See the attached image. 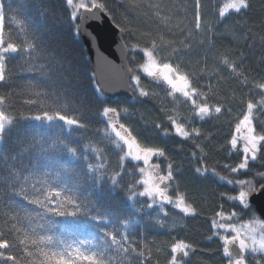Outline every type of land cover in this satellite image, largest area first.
Segmentation results:
<instances>
[{
  "label": "snow or ice",
  "instance_id": "snow-or-ice-1",
  "mask_svg": "<svg viewBox=\"0 0 264 264\" xmlns=\"http://www.w3.org/2000/svg\"><path fill=\"white\" fill-rule=\"evenodd\" d=\"M126 2L132 11L158 22L155 33L139 32V40L146 46L142 47L139 42L129 46L127 41L119 45L125 54L124 59L128 58L129 52L133 53L130 63L136 61L137 52L142 53L144 58L143 63L125 69L132 82L129 87L134 85L133 91L138 97L157 95L142 86L141 76L136 74L137 71L167 85L170 89L167 95L172 97L173 107L170 110L167 105H162L161 111L165 113L169 127L156 123L155 128L162 130L164 136L174 134L182 140L193 142L200 154V166L194 169L196 174L203 176L211 171L219 180L238 189L232 195L220 193L222 198L233 203V210L226 213L223 205H220V210L212 218L213 235L222 242V255L226 264H264V219L254 212L248 220L241 218V212L251 210L252 198L258 193L264 194V183H260L264 181V171H255L251 179H229L220 175L214 166L208 168L204 164L207 153L202 143L197 141L203 138V142H208L211 133L205 136L200 128L192 127L194 119L206 121L218 118L225 112L231 117L233 103L239 104L243 107V112L235 125V131H245L240 137L243 141V148L240 150L242 156L235 166L227 163L222 166L229 173L237 174L241 170L248 171L250 161L264 160V76H254L245 69V57L237 49L225 48L209 56L215 43L216 26L205 21L202 0H194L191 8L187 4L166 3L165 0ZM65 3L71 9L68 19L73 35L88 36L90 44L98 41V37L89 31L92 23L105 15L113 21L116 19L106 0H65ZM249 7L248 0H232L230 4L220 8L219 16L223 17L228 9L239 13ZM189 11L194 17V27H189L184 22L183 17ZM181 14L183 17L173 24V19ZM5 19V6L0 3V264H150L153 249L144 242L133 239L127 231L136 221L133 218L117 217L114 222L100 213L92 215L89 202L80 197L78 182H70L69 169L60 163V159L67 155L82 164L84 177L101 194L124 193L125 199L132 204L137 214L142 213L144 207L135 208L136 198H147V209L159 207V218L155 219V223L161 228L165 226L169 215L165 205H171L186 216L197 213L193 204L188 202L187 192L180 191L178 184L173 188L179 170L173 163L167 164L166 171L161 169L160 163H153L154 159H168L166 151L164 148L142 143L128 126L119 121L121 113L128 112L127 108L104 105L95 115L104 119L106 127L103 134L110 141V146L118 151V167L121 169L120 172H109L104 148L91 142L84 144L82 148L79 144L73 145V131L89 130L84 114L69 116L64 113L56 107L58 96L51 98L53 103L45 110L48 93L40 84L31 82L27 89L37 99H28L24 103L35 105L39 102L41 108L35 113L19 112V119L36 121L50 128L56 122H62V126L49 135L37 134L26 140L14 141L16 151L9 155L4 147L6 138L18 121V116L14 114L16 109L13 99L23 91L20 86L14 85L15 73L7 67L10 54H25L33 61L50 54L38 51L37 45L30 40L15 42L12 29L5 31ZM12 20L24 31V21L17 20L15 16ZM116 27L122 34L128 33L130 36L138 32L131 26L116 24ZM169 35L179 36L180 39H168ZM198 35L200 39L196 40ZM261 40L264 41V37ZM197 48L205 49V52L195 60L193 67V61H185L184 56H190ZM96 50L99 52L98 44ZM101 60L107 63L103 53H100L97 66ZM55 62L62 65L65 59L61 57ZM89 63L90 59L84 61L86 65ZM37 70L42 77L51 78L50 65L41 64ZM222 70H226L229 75L224 76ZM64 79L67 82V77ZM91 79L96 92L103 95L105 85L97 79L95 71ZM205 80L206 83H201ZM231 81L236 82V88H246L247 91L238 92L234 88L227 96H218L216 93L219 85ZM177 93L183 97V104L190 109L187 115L180 114L175 107L180 103L176 98ZM97 131L99 133L100 130ZM237 140V136L232 135L227 141L231 146L229 154L237 150ZM224 147L220 145L218 150L222 151ZM89 151L94 154L96 163L89 162ZM192 156L196 158L197 153L193 152ZM125 162L131 163L132 168L126 169ZM125 171L131 177L139 176V179H132L126 185L121 184V173ZM170 192L175 195H170ZM261 215L264 216V211ZM57 217H70L75 221L87 217L89 221L95 222L99 235L69 241L64 235V229H60L57 234ZM233 220L239 223H232ZM166 247L170 249V258L166 264H185L183 258L189 255V250H194V246L184 240H176ZM160 251L161 248L155 249L157 254Z\"/></svg>",
  "mask_w": 264,
  "mask_h": 264
},
{
  "label": "trees",
  "instance_id": "trees-1",
  "mask_svg": "<svg viewBox=\"0 0 264 264\" xmlns=\"http://www.w3.org/2000/svg\"><path fill=\"white\" fill-rule=\"evenodd\" d=\"M225 1L202 0L205 21L216 26L215 43L209 51V56L211 57L212 53L223 51L225 48L237 49L245 57V69L254 76H264V41L261 40V37H264V0H248L249 8L242 9L239 13L235 10L228 11L223 17H220L219 10ZM165 2L187 4L189 8L194 4V0H165ZM0 3L5 6V31L8 32L9 28L12 29L11 34L14 41L24 43L30 40L37 45L38 51H46L50 54L40 56L35 61L29 59L25 54H10L7 67L15 73L14 85L23 89L22 94L13 99L16 109L14 114L18 116L19 112L29 114L40 110L41 105L39 102L35 105L24 103L28 99H37L33 92L27 89L28 83L40 84L48 93V97L45 98V110H47L48 105L53 103L51 98L58 96L56 107H59L69 116L83 113L86 117L89 130L87 132L83 130L73 131L71 134L73 145L79 144L82 148L84 144L91 142L104 148L108 159L109 172H120L121 169L118 167L119 153L110 146V141L103 134V129L106 127L104 119L95 115V113L104 105L118 109L127 108L128 112L121 113L119 121L128 126L142 143L165 149L168 159H154L153 163H160L161 169L164 171H166L168 163L175 165L179 172L173 182V188L178 184L180 191L187 192L188 202L192 203L197 209L195 215L186 216L171 205H165L169 215L166 218L165 226L161 228L155 223V219L159 218V207L147 209L146 205L149 203L147 198H136L135 208L144 207V211L137 214L132 204L125 199L124 193L109 194L106 192L101 194L96 191L92 187L91 181L84 177L82 164L67 155H63L60 163L69 169L70 182H78L80 197L82 200L89 202L91 214L106 215L114 222L117 217L121 219L133 218L136 223L127 231L133 239L142 241L153 249L154 254L150 264H157V262L158 264H166L167 259L170 258V249L166 245L176 240H184L194 246V250H189V255L183 258L185 264H226V260L222 255V242L217 236L213 235L212 218L214 213L220 210V205H223L226 213L233 210V203L222 198L220 193L232 195L238 189L223 180H219L211 171L203 176L196 174L194 169L200 166V154L193 142L182 140L174 134L164 136L162 130L155 128L156 123H162L165 127H169L165 113L161 111L162 105H167L170 110L173 107L172 97L167 95L170 90L167 85L163 82H156L141 73V71H137L136 74L141 76L142 86L150 92H155L157 94L155 97H138V94L133 91L134 85L131 87L132 97L129 99L121 96L107 97L100 95L96 92L91 79L93 71L90 63L84 64V61L89 60L85 46L80 36L73 35L71 23L68 19L71 9L66 7L65 0H0ZM106 3L113 10V15L116 17L115 21L110 18L115 26L120 24L138 30L136 35L132 36L128 33H121L124 42L127 41L129 46L137 42L142 47L146 46L142 40H139V32L151 31L155 33L158 30V22L132 11L126 0H106ZM13 16L17 20L24 21V31H21L19 26L12 20ZM182 17L183 14L174 18L172 23L175 24L176 20ZM183 18L189 27H194V17L191 11ZM183 26L182 24L181 27ZM167 38L180 39L179 36L171 35ZM195 39H200V36H196ZM204 52L205 49L197 48L190 56H184V60L193 61V67H195V60L202 56ZM132 55L133 53H128L130 67L144 62L142 53L137 52L135 53L136 61L130 63ZM61 57L65 59V63L62 65L56 64L55 61ZM211 63L212 61L209 59V64ZM41 64L52 67L50 79L40 75L37 69ZM30 68L34 70L30 71ZM222 74L224 76L229 75L226 70H222ZM65 77H67V82L64 79ZM213 82L215 83V77ZM201 83H206V80L201 81ZM234 88L238 92L247 91L246 88H236V82L231 81L219 85L216 94L224 97ZM176 98L180 103L175 107L180 114L187 115L190 109L183 104V97L176 94ZM212 102L215 103V101ZM85 109H88V111H84ZM242 112L243 107L233 103L231 117L225 112L218 118L206 121L194 119L192 121V127L200 128L205 136L211 133V139L208 142H203V138L197 141V143H202L204 151L207 153L204 164L208 168L214 166L220 175L227 176L229 179H251L255 171H264V166H261L264 160L260 162L250 161V169L248 171L241 170L237 174L229 173L222 166L225 163L235 166L241 159L240 147L237 146V150L229 154L231 146L227 144V141L235 134V125L242 116ZM169 114H171V111ZM61 126L62 122H56L50 128L48 125L36 121L19 119L18 116L17 125L6 138L4 147L7 149V153L11 155L16 151L14 141L18 139L26 140L37 136V134L49 135L51 131ZM97 130H100L99 133ZM220 145L225 146L222 151L218 150ZM193 152L197 153L196 158H193ZM33 155L35 156L36 152ZM87 155L89 156V162H97L92 152L89 151ZM25 160L27 162V157ZM125 163L126 169L132 168L131 163ZM41 171H43V168ZM132 179H139V176L131 177L126 171L121 173V184L126 185ZM260 183H264V181H260ZM169 194L175 195L174 192ZM236 210L240 211L239 208ZM253 212L258 216L252 206L250 211L241 212V218L248 220ZM56 220L57 234H59L60 229H64V235L69 241L99 235V229L95 226V222L89 221L87 217H81L78 221L70 217H57ZM232 222L235 223L237 220ZM210 236L211 239L208 238ZM156 248H161L158 254L155 253Z\"/></svg>",
  "mask_w": 264,
  "mask_h": 264
},
{
  "label": "water",
  "instance_id": "water-1",
  "mask_svg": "<svg viewBox=\"0 0 264 264\" xmlns=\"http://www.w3.org/2000/svg\"><path fill=\"white\" fill-rule=\"evenodd\" d=\"M89 31L98 37L97 42L90 44L89 37L86 35H80V38L85 46L88 59H90L92 71L97 73V79L105 85L103 95L131 98L130 78L125 72V69L130 65L128 58L124 59L125 54L119 48V45L124 42L121 32L106 15L92 23ZM97 44L99 52L96 50ZM100 53H103V56L107 58V63L101 60L97 66ZM252 206L259 217L264 219V216L261 215V212L264 211V194H256L252 198Z\"/></svg>",
  "mask_w": 264,
  "mask_h": 264
},
{
  "label": "rangeland",
  "instance_id": "rangeland-1",
  "mask_svg": "<svg viewBox=\"0 0 264 264\" xmlns=\"http://www.w3.org/2000/svg\"><path fill=\"white\" fill-rule=\"evenodd\" d=\"M231 2H232V0H226L225 3H224V5H223L222 7H224V6L227 5V4H230ZM232 10H234V9H228L227 12H228V11H232ZM227 12H226V13H227ZM141 73H143V72H141ZM177 94H179V93H177ZM244 134H245V131H244V130H242V131H240V132H236V131H235V134H234V135H236L237 138H238V140H237V146L240 147V149L243 148V141L240 139V137H242ZM232 223H234V222H232ZM235 223H239V221H237V222H235ZM220 231L223 232V230H220ZM223 234H231V233H223Z\"/></svg>",
  "mask_w": 264,
  "mask_h": 264
}]
</instances>
